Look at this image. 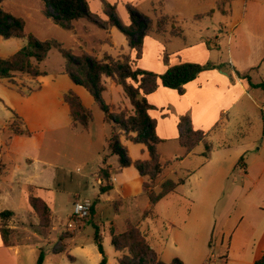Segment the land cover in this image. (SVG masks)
Masks as SVG:
<instances>
[{
	"label": "rangeland",
	"instance_id": "rangeland-1",
	"mask_svg": "<svg viewBox=\"0 0 264 264\" xmlns=\"http://www.w3.org/2000/svg\"><path fill=\"white\" fill-rule=\"evenodd\" d=\"M96 1L100 4L99 16L103 14L104 1L115 7V16L123 25L132 23L128 9L138 13L146 23H153V31L143 38L142 55L136 63V68L160 76L165 72V68L182 63L204 65L210 62L224 66L223 71L229 75L224 77L225 85L229 83L230 86L226 88L224 85L220 90L214 87L206 89L202 96L205 98L203 107L207 112L215 114L221 104L227 107L225 112L218 114V128L208 135L213 147L225 148L217 149L219 153L215 155L212 163L197 172L195 170L202 159V146L196 148L194 155L182 158L185 153L178 142L161 143L157 150L162 154L166 168L173 170L167 178L176 180L187 177L192 171L196 173L189 176L182 189L187 200L182 199L179 203L176 197H170L159 202L155 208V217L143 222L141 229L147 234L154 251L165 263L177 258L183 264H223L221 259L226 258L227 264H251L254 256L250 254V246L258 241L264 227V116L254 102L259 101L258 96L264 100V88L260 87L262 78L264 80V0H229L225 8L228 12L226 15L216 11L219 0H162L161 10L159 0ZM43 7L42 0H8L0 5L3 11L21 18L28 33L41 41L56 40L75 54L85 51L101 59L104 53L116 58L121 53L130 52L125 37L116 28L112 34H108L81 19L74 24L75 33L67 32L42 15ZM48 11L53 13L51 9ZM210 11H215L213 17L194 20L195 16ZM160 14L174 18L176 25L183 31V38L171 37L170 27L165 34L156 32L155 20ZM104 40L108 42L105 43ZM24 45V40L0 38V58H9ZM229 57L241 76L242 73L257 68L249 73L252 86L247 80L232 73ZM63 63V58L56 51L48 55L39 65L49 76L46 81L52 83L61 76L59 74L62 72ZM205 72L199 74L197 78L200 79H195L197 83L191 84L209 81L211 85L216 81L220 82L219 77L214 75L208 78L207 76L211 75L206 74L211 73ZM64 78L69 80L68 77ZM237 80L244 84L245 91L249 94L243 95L239 102L232 105L239 94L237 89L231 88L238 85ZM8 86L6 81H0V95L8 91ZM22 89L27 92L24 86ZM175 92L180 95L179 91ZM191 92L190 96L200 95L196 90L191 89ZM182 95L185 103L189 96L185 87L182 88ZM165 99L170 101L169 96H159L157 102L163 103ZM102 101L114 106L120 105L122 108H131L121 88L112 83L107 84ZM93 109L94 120L91 126L103 128L102 112L96 105ZM175 116V108H169L166 123L171 122ZM182 117H187L191 123V120L196 118V112L187 110L185 114L177 116L178 120ZM10 121L11 115L0 100L2 141L10 134L6 128ZM42 122L45 123L44 129L53 127L47 115ZM82 138L89 140V143H71L65 141L60 134L56 137L44 130L43 133H37L33 139L21 140L22 143L9 152L4 147L0 149V160L3 163L11 160L14 173L10 179L0 181V213L13 212L12 222L21 232L16 249L6 253L10 262L37 264L42 254V264H98L100 256L94 242L97 228L107 264H117L119 254L110 244V229L121 232L124 229V220H139L148 200L144 194L122 198L123 205L118 207L114 202L121 199L120 191L113 188L108 194L100 195V185L95 173L99 157L103 153L101 135L91 131L90 135ZM120 145L129 159H148L143 146L133 145L124 138L120 139ZM242 156L246 167H250L245 177L234 171ZM33 160V163L29 162ZM109 164L114 170L111 178L113 181L117 170H120L118 158L112 157ZM231 166V173L227 180H223L218 195L210 202L205 201L204 208L209 219L202 222L198 214L203 205L199 197L204 183L210 177H215L219 169ZM135 170L132 168L129 172ZM27 185L45 187L44 191L38 193L50 204L55 228L47 236L39 233L37 221L28 216ZM83 199H88L93 204L88 222H78L74 229H69L68 224H73L71 216L74 201ZM189 213L191 215L187 217ZM79 225L83 228L75 236L60 239V236L73 234Z\"/></svg>",
	"mask_w": 264,
	"mask_h": 264
},
{
	"label": "trees",
	"instance_id": "trees-1",
	"mask_svg": "<svg viewBox=\"0 0 264 264\" xmlns=\"http://www.w3.org/2000/svg\"><path fill=\"white\" fill-rule=\"evenodd\" d=\"M8 0H0V5ZM44 7L41 9L42 15L51 23L67 32L75 33L74 24L84 19L96 28L108 31L116 28L126 39L130 52L113 58L104 53L101 59L81 51L75 54L72 50L66 49L63 45L53 39L39 40L36 36L25 30V23L19 17L3 11L0 8V38L20 39L25 41V45L7 59L0 58V81H6L8 85L23 94V85L18 83L17 78L29 77L38 78L46 76V72L41 71L39 65L46 60L52 51H56L64 60L62 73L66 75L73 84L84 88L93 98L103 114V122L110 125L111 132L105 141L100 163L96 171V177L100 180L99 193L105 194L111 191L110 173L112 166L109 160L112 157L118 158L120 169L133 167L139 175L146 179L143 182L142 190L147 197L149 207L142 211L140 219L124 220V229L118 232L111 228L109 232L110 244L113 249L120 254L117 264H183L175 258L170 263L163 262L158 254L152 249L147 234L142 231L141 224L150 218H154L156 205L167 196L176 193L177 189L185 184L189 175L185 178L161 179L165 165L160 160L157 146L162 142L155 133V123L149 118L151 109L147 97L153 94L159 86L170 90H177L180 93L182 88L194 81L199 74L211 70H223L224 66L214 63L204 65L193 63H182L168 67L162 75H156L149 71L136 68V63L141 59L143 38L149 36L153 31V23L142 18L138 13L128 9L132 18L130 25H123L115 16V7L102 1L103 17L92 14L88 11L85 0H42ZM229 0H219L216 10L225 14L224 7ZM159 9L163 6V1H158ZM48 9L52 10L50 14ZM161 10V9H160ZM214 11L194 17L199 21L205 17H212ZM153 25V26H152ZM171 37L182 38L183 31L176 25L173 17L160 14L155 20V30L158 34L168 32ZM108 42V40H107ZM166 63V58L164 59ZM264 62V59H263ZM257 68H253L252 71ZM241 77L250 82L249 73ZM107 78L119 86L124 98L128 101L131 112L120 106L106 104L102 101V94L105 91L103 79ZM260 87L264 88L262 84ZM28 89L27 93L38 91ZM63 102L69 108L70 125L72 132H87L93 121V113L90 109L83 106L80 98L73 92L67 91L63 95ZM12 121L8 125L10 132L9 139L13 136L31 137V133L23 127L19 117L13 114ZM180 131L178 137L179 145L185 150V155L192 153L198 146L203 147L202 157L204 161L210 158L212 145L208 141V134L192 130L189 126L187 117H182L178 122ZM124 137L126 141L133 145L144 146L147 160L132 161L126 156L125 150L120 145V139ZM244 158L237 161V166L241 165ZM27 203L30 209V217L37 221L39 233L43 236L50 234L52 229V213L48 204L37 195V188L27 186ZM122 201L118 200L114 204L122 206ZM92 209V208H91ZM91 213V211H90ZM12 217V212L4 211L0 213V237L5 247L12 245L13 231L7 228L6 221ZM74 220L73 217H71ZM78 222H88V216ZM3 222V223H2ZM76 224V225H77ZM79 225L77 230L67 236H60V239L75 236L82 230ZM94 242L101 255L99 264H107L106 256L101 244L99 231L96 228ZM61 248V252H63ZM43 263V255L38 258L37 264ZM253 264H264V251L259 259Z\"/></svg>",
	"mask_w": 264,
	"mask_h": 264
},
{
	"label": "crops",
	"instance_id": "crops-1",
	"mask_svg": "<svg viewBox=\"0 0 264 264\" xmlns=\"http://www.w3.org/2000/svg\"><path fill=\"white\" fill-rule=\"evenodd\" d=\"M108 1L113 2V0H108ZM85 3H86L88 11L90 13L96 14V15H99L101 13L100 12V4L96 0H85ZM225 8H226V6L224 7V11L226 12L224 15L228 14V12ZM214 13H215V11H214ZM218 13H221V12H218ZM101 16L103 17V15H101ZM114 29L115 28H110L108 31H104V32L108 33V34H112ZM104 41H105V43H107V40H104ZM126 43H127V41H126ZM121 51L124 52V49L121 48ZM121 55H126V52L119 54L116 58H118ZM262 65H264L263 60H262ZM229 67H230V70L232 71V73L234 75H236V73H239L236 70V67H235V65L232 62L230 57H229ZM40 70L46 72L45 70H42V69H40ZM62 70H63V68H62ZM166 70L167 69L165 68V71ZM256 70H254V71H256ZM250 72H252V71L250 70L249 72H245V73H250ZM205 73H211V74H206V75H211V76H207L208 78H212V77H214V75H216L217 77H219L221 79L220 82L216 81L214 84H211V85H210L209 81L201 82V83H198L197 85L191 84V83L195 82V80H194V81L186 84L184 87L187 89V95H189V96H187V100L185 103L183 102V100L185 98L182 95V92L179 93L180 95H177L175 90L166 89V88H163L162 86H159L153 94H151L147 97L148 103L151 106V109L149 110V118L155 123V133H156V136L162 141L161 143H163L165 141L178 142V137H179L180 131L178 129V122H179L178 118L179 117L177 118V116L185 114L187 110H191L192 112H194V111L196 112L195 120L192 117L193 120H191V123L188 121L189 126L192 130L201 131V132L207 133L210 136V133L215 128H218V125H219V115L218 114H220V112H225V110H227V107H226V105L221 104L220 107H218V110H217L218 113L215 112V114H212L211 112H207L206 109L203 107V103L205 102V98L202 96V93L204 92V90H206V89L209 90V88L211 89L213 87L216 88V90H220L221 87L225 85V81H224L225 78L224 77H227L229 75L227 72H225L223 70H214V71L205 72ZM46 74H47V72H46ZM242 74H244V73H242ZM59 75H61V76L58 79L57 78L54 79L55 81L53 80L52 83L49 81H46V79L49 78L48 75H46L44 77H38L35 79L25 77V76L21 77V78H17L18 83L21 85L23 84V86L26 88L24 90H26V91H28V89L35 90L34 86H36V88L39 86L40 89L38 91H33L31 93H27V92L22 91L23 94H21L15 88L8 86V91L6 93L0 95V100L3 103V106L5 107L6 111L11 115V121H12L13 114L16 115L17 117H19L21 119L23 127H25L31 133V137H29V138L13 136L10 139H9V136H10V134H9L8 136H6V138L3 141L0 140V149H2L4 147L6 149V151L9 152L10 149H13V148L19 146L22 143L21 140L33 139L37 135V133H43L44 130L48 131V133H50V135H52V136L55 135L56 137H58V134H60L61 136H63V139L65 141L67 140L71 143H76V142L77 143L78 142L89 143V140H85V138H82V136L83 137L86 135L88 136V135H90V132L92 131V133H95V134L98 133L101 135V146L103 149V147L105 145V141L109 137L110 132H111L110 125H107L103 122V114L101 116V123H102L103 128L102 127L97 128V127L91 126V124H92L91 123L87 132H79V131L72 132L70 130V128H69V125H70L69 108L63 102V99H62L63 95L67 91H73L80 98L83 106L90 109L91 111L94 110L93 108H95V105L97 106V104L95 103L93 98L89 95V93L84 88L73 84V82L69 78H68L69 80H66L64 77H67V76L64 75L62 72ZM197 79H200V78H197ZM197 79H196V81H197ZM103 83L105 86V91L103 92V94H104L107 90V84L108 83L114 84V83L112 80L107 79V78L103 79ZM195 83H197V82H195ZM237 83H238V85L231 87L233 89H237V92L239 93L236 96L235 101L232 103V105L239 102L242 99L243 95L249 94L245 91L246 87L244 86L243 83H241V81L237 80ZM189 84H190V86H189ZM260 84H262L264 87L263 78H262ZM191 85H194V86H191ZM228 85H229V83H227L225 85V87L228 88ZM254 85H258V84H254ZM190 87H193V88H190ZM191 89L196 90L197 92L200 93V95L198 97L190 96V94L192 93ZM262 92L264 94L263 89H262ZM159 96H169L170 101L165 99V102L158 103L157 99ZM256 98H257V96H256ZM258 100H259L258 102H256V101H254V102L257 106V109H259L261 114L264 116V100L260 99L259 96H258ZM118 106H120V105H118ZM118 106H115V107H118ZM171 107L175 108V112H176L177 116L173 117L171 122L166 123V120H167L166 117H167V115H169V108H171ZM124 109H127V108L124 107ZM127 110L131 112V108L127 109ZM216 113H217V115H216ZM45 114L49 118L50 122L53 124V127H49V129H44L45 123L42 122V119H44L46 117ZM53 116H55V119H53ZM93 120H94V115H93ZM8 125L6 126L7 129H8ZM121 138H124V137H121ZM42 140H43V138H42ZM52 140H53V138H52ZM262 140L264 142V132H263ZM93 142H94V140H92V143ZM209 143H211V142L209 141ZM211 145H212V151L210 154V158L207 161H204L203 157H202V153H203L202 152L200 155L202 158L201 163L199 164L198 168L195 171L199 172V171L205 169L206 167H208V165H210L212 163V161L214 160L215 155L219 153L217 151V149L225 148V147H218V148L213 147L212 143H211ZM140 146H142V145H140ZM0 151L2 152V150H0ZM195 151H196V149L188 155L184 154V156L182 158H187L191 155H194ZM184 153H185V150H184ZM159 155H160V160H161L162 164H164L162 161V154L159 153ZM100 158H101V156L99 157V163H100ZM29 162L33 163L34 160L29 161ZM12 164H13V162L11 160L6 161V163H3L0 160V181L10 179L9 177H11V175L14 174L12 171L13 169H11ZM164 165H165V169L162 173L160 180L169 179L167 177L173 171V170H169L166 168L167 167L166 163ZM48 166H50V165H48ZM132 168L133 167L124 168V169L119 168L120 170H117L118 172L116 174V177H114L113 181H111L112 180L111 179L112 174L114 172L113 168H112L111 173H110V185H111L112 189L114 188L117 191H120V194L122 197L119 200H121L122 202H123L122 198L136 197V196H140V195L144 194L143 190H142V185H143V182L146 181V179L141 177L139 175V173L137 172V170H135L136 172L135 171L129 172V169H132ZM231 168H232V166L229 168L225 167V168L219 169L218 173L215 174V177H210L209 180L206 183H204V186L202 187V191H201L200 197H199V201H203V205H202V210L198 214V216L202 222H206L209 219L208 213L206 212V209L204 208L205 201L210 202L212 200V198H215L218 195V193L220 192L219 189L222 188L223 180L224 179L227 180L229 174L231 173ZM249 168L250 167H246L244 160H243L242 164L239 166H237V163H236V166L234 167V169H235L234 171H236V173L239 176L245 177L246 173L248 172L247 170ZM195 171H192V173L191 172L190 173L195 174L196 173ZM49 175H50V173H49ZM51 175H53V173ZM95 175H96V173H95ZM188 179H189V177H188ZM188 179L185 182V184L181 185L177 189L176 193L167 196L163 200L170 199V197L171 198L176 197L175 199L179 203L181 202L182 199L187 200L186 195L182 193V189L185 187L186 183L188 182ZM96 180H98V183L100 185L101 182L97 177H96ZM27 186H31V185H27ZM27 186H26V188H27ZM33 186L35 188H37V195L43 199V197L41 195H39L38 192H40L42 190L44 191L45 187H43L41 185H33ZM112 189H111V191H112ZM1 192H2V189H0V193ZM108 193H105V194H108ZM105 194H100V195H105ZM43 200L45 201V199H43ZM163 200H161V201H163ZM74 202H76V201H74ZM46 203L50 207V204L48 202H46ZM147 203H148V201H147ZM122 205H123V203H122ZM148 207H149V204H147L145 209H147ZM28 208H29V206H28ZM50 209H51V207H50ZM51 213H52V210H51ZM190 215L191 214L189 213L187 217H189ZM28 216L31 219L30 209H29ZM13 217H14V213L12 212V217L6 221L7 228H9L10 230L13 231L12 245L10 247H5L3 245V242H2L1 237H0V264H15L12 261L10 262L9 258L6 256L10 251H14V249H16V246H17L16 244L19 243L18 238H19V235L21 234L20 230H17L16 225L12 222ZM0 222H1V220H0ZM53 229H55V228L53 225V217H52L51 232L53 231ZM99 236H100V234H99ZM151 247H152V245H151ZM152 249H153V247H152ZM250 250H251L250 254L252 256H254L253 261L251 262V264H253L254 261H256L257 259H259L261 257V255L264 251V227L261 230L260 237H259L258 241L255 244H252L250 246ZM16 251L17 250H15V252ZM99 256H100V260H101V255L99 254ZM119 256H120V254H119ZM221 260H222L223 264H227L226 258H223Z\"/></svg>",
	"mask_w": 264,
	"mask_h": 264
},
{
	"label": "built area",
	"instance_id": "built-area-1",
	"mask_svg": "<svg viewBox=\"0 0 264 264\" xmlns=\"http://www.w3.org/2000/svg\"><path fill=\"white\" fill-rule=\"evenodd\" d=\"M92 205H93L92 202L88 199H83L81 201L74 202L72 216H71L74 218L73 224L69 223L67 227L69 229H74L77 223L75 220H80L82 218L89 216ZM207 264H214V263L211 262Z\"/></svg>",
	"mask_w": 264,
	"mask_h": 264
}]
</instances>
